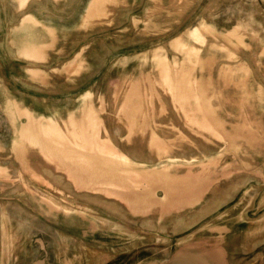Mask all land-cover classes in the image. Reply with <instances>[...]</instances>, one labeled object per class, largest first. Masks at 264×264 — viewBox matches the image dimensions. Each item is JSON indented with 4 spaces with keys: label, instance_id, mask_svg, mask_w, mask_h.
I'll list each match as a JSON object with an SVG mask.
<instances>
[{
    "label": "water",
    "instance_id": "95a60500",
    "mask_svg": "<svg viewBox=\"0 0 264 264\" xmlns=\"http://www.w3.org/2000/svg\"><path fill=\"white\" fill-rule=\"evenodd\" d=\"M123 1L83 0L80 12L100 22ZM40 7L0 0V264H264V123L232 111L225 95L208 97L211 74L187 55L158 59V78L133 64L137 80L112 111L98 97L50 107L46 61L70 19ZM225 18L210 20L217 34L238 29ZM237 33L242 43L248 30ZM101 71L86 83L76 77L59 98ZM206 108L218 127L200 126ZM240 119L248 127L233 126Z\"/></svg>",
    "mask_w": 264,
    "mask_h": 264
},
{
    "label": "rangeland",
    "instance_id": "374dc122",
    "mask_svg": "<svg viewBox=\"0 0 264 264\" xmlns=\"http://www.w3.org/2000/svg\"><path fill=\"white\" fill-rule=\"evenodd\" d=\"M82 2L41 0V5L45 4L39 8L42 14L47 10L55 16L70 19L68 25H59L62 38L55 45L53 59L50 56L46 61L49 66L45 69L48 87L50 93H54L49 97L52 99L50 107L74 106L80 97H98L106 102L104 107L112 111L113 101L118 97L122 99L130 82L137 80V69L133 64L142 66L138 68L139 72L146 68L153 78H158V59L166 55L173 61L185 63L187 55L200 62V71L205 77L211 74L209 82H205L208 97L215 95L218 99L225 95L232 111L242 113L244 118L258 117L257 123H264V0H161L159 7L153 8L150 7L156 0H127L110 6L112 18L100 22L82 18ZM217 15H225L226 22L233 21L238 29H247L245 40L242 39L241 43L238 29L228 28L230 25H224L230 40L225 37L226 32L217 34L216 24L210 23ZM147 40H150L148 44L132 53L124 55L117 52L125 45ZM101 69L98 78L89 82L85 89L73 90L65 98H59L58 94L78 87V84L73 85L76 77H80V84L86 83ZM166 91L164 88L161 95L170 103L171 98ZM135 92L131 88L130 93ZM194 106L197 111H205L203 105ZM231 110L226 109V112ZM206 112L202 114L200 126L218 127L211 112L208 109ZM174 119H164L165 126L182 125L180 120ZM233 126L240 129L248 127L243 119L233 122ZM239 133L232 131V138L235 139ZM184 143L188 144L189 139L185 138ZM205 143L211 141L206 139ZM67 201L59 197L57 205L62 207ZM87 202L94 207L101 206L90 198ZM8 207L15 213L21 212L15 205ZM25 216L24 219L27 218ZM32 223L36 225V220L33 219ZM26 235L24 232V237ZM27 243L35 242L29 240ZM55 243H63L62 237L55 235Z\"/></svg>",
    "mask_w": 264,
    "mask_h": 264
}]
</instances>
